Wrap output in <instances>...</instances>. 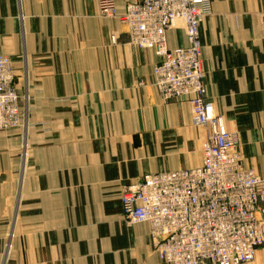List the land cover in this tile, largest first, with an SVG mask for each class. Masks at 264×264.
<instances>
[{
	"label": "crops",
	"instance_id": "obj_1",
	"mask_svg": "<svg viewBox=\"0 0 264 264\" xmlns=\"http://www.w3.org/2000/svg\"><path fill=\"white\" fill-rule=\"evenodd\" d=\"M98 0H0V55L20 126L0 131V264H166L121 196L142 176L202 164L207 128L155 85L159 58ZM213 112L264 179V0H212L200 25ZM167 44H186L179 26ZM264 264V246L252 261Z\"/></svg>",
	"mask_w": 264,
	"mask_h": 264
},
{
	"label": "built area",
	"instance_id": "obj_2",
	"mask_svg": "<svg viewBox=\"0 0 264 264\" xmlns=\"http://www.w3.org/2000/svg\"><path fill=\"white\" fill-rule=\"evenodd\" d=\"M98 2L103 16L116 17V0ZM211 13L212 0H127L121 18L131 42L159 58L154 75L163 99H186L207 128L200 166L123 187L125 220L149 224L152 249L166 264H243L264 246V179L244 167L237 134L208 98L200 25ZM176 26L186 44L170 49L167 30ZM14 82L11 59L0 55V131L22 123Z\"/></svg>",
	"mask_w": 264,
	"mask_h": 264
}]
</instances>
